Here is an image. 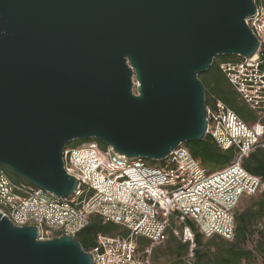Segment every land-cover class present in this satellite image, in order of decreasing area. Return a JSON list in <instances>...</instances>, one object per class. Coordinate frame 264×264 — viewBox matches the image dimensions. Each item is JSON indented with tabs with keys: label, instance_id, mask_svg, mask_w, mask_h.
<instances>
[{
	"label": "water",
	"instance_id": "1",
	"mask_svg": "<svg viewBox=\"0 0 264 264\" xmlns=\"http://www.w3.org/2000/svg\"><path fill=\"white\" fill-rule=\"evenodd\" d=\"M255 0H0V167L60 198L74 140L166 158L206 136L198 74L215 57H252ZM0 213V264H93L71 235Z\"/></svg>",
	"mask_w": 264,
	"mask_h": 264
},
{
	"label": "built area",
	"instance_id": "2",
	"mask_svg": "<svg viewBox=\"0 0 264 264\" xmlns=\"http://www.w3.org/2000/svg\"><path fill=\"white\" fill-rule=\"evenodd\" d=\"M258 40L250 58L224 60L218 67L256 119L247 123L220 100L206 105V135L231 160L210 171L182 144L154 161L117 154L95 139L62 151L65 171L77 178L73 193L60 198L28 182H16L0 168V213L17 226H36L38 240L75 236L92 215L112 222L123 233L96 235L88 251L93 264H151V248L140 250L138 238L161 244L172 235L187 245L192 264L195 233L232 240L235 210L242 195L264 189L261 177L242 161L264 147V5L245 19Z\"/></svg>",
	"mask_w": 264,
	"mask_h": 264
},
{
	"label": "trees",
	"instance_id": "3",
	"mask_svg": "<svg viewBox=\"0 0 264 264\" xmlns=\"http://www.w3.org/2000/svg\"><path fill=\"white\" fill-rule=\"evenodd\" d=\"M255 3L264 5V0H255ZM218 59L220 61H235L239 60L240 57L235 55L217 56L207 71L198 74L199 79L205 87L206 105L210 104L212 100H220L245 122L252 123L255 119L252 110L246 106L239 98L237 92L227 82L224 74L218 67V63L220 62H217ZM241 101L243 104H241ZM84 141L77 140L72 146ZM99 145L105 147L101 143ZM183 145L204 167L221 168L233 156L232 151L220 150L208 135L202 140L188 141ZM150 163L155 164L156 162L151 161ZM242 165L248 172L261 177L264 181V147H256L243 159ZM0 168L12 179L5 167ZM12 180L14 181V179ZM22 182L27 181L23 180ZM263 217L264 200H261L254 207L245 208L241 211L235 210V232L232 240H225L215 235L209 237L204 242L203 236L195 233L196 245L193 250L192 264H250L254 254L260 255L262 264H264V225L261 222ZM112 232L123 233L116 224L103 222L99 216L92 215L88 224L74 238L79 241L83 250L88 252L94 246L97 234H110ZM172 238L174 244H169L168 246L171 253L178 258L184 252L186 255L187 245L174 236ZM214 241L216 242L213 244Z\"/></svg>",
	"mask_w": 264,
	"mask_h": 264
},
{
	"label": "rangeland",
	"instance_id": "4",
	"mask_svg": "<svg viewBox=\"0 0 264 264\" xmlns=\"http://www.w3.org/2000/svg\"><path fill=\"white\" fill-rule=\"evenodd\" d=\"M259 1H261V0H259ZM218 61H220V59H218L217 62ZM241 104H243L242 101H241ZM253 115L256 119L255 113H253ZM75 141H77V140L70 142L69 145L70 146L74 145ZM205 168H207L210 171L219 169V168H212L210 166H205ZM7 171H8V174L11 176V178L14 179V181H23L24 180V179L16 176L9 169H7ZM261 200H264V189L254 196L242 195L241 198L239 199L238 203H237L236 211L237 210L241 211L245 208L254 207ZM261 222L264 225V217H263ZM110 234L113 235V234H115V232H112ZM44 237L48 239V237H50V235L44 234ZM207 239L208 238L203 237L204 242ZM172 240H173L172 236H168L167 240L161 244H150L146 239H144L142 237L138 238L140 250H144L145 248H149V247L151 248V252H150L151 264H189L185 259V252L182 253V255L179 258L171 253L168 246H169V244H174V242H172ZM215 242L216 241H214L213 244ZM250 264H262L261 256L254 254L253 258L250 261Z\"/></svg>",
	"mask_w": 264,
	"mask_h": 264
}]
</instances>
